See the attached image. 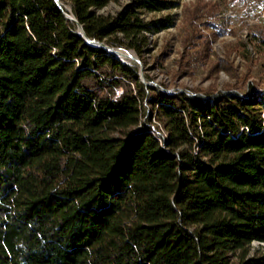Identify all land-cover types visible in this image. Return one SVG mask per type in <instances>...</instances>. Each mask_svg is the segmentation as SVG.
I'll return each instance as SVG.
<instances>
[{
    "label": "trees",
    "instance_id": "obj_1",
    "mask_svg": "<svg viewBox=\"0 0 264 264\" xmlns=\"http://www.w3.org/2000/svg\"><path fill=\"white\" fill-rule=\"evenodd\" d=\"M61 1L88 37L141 58L148 33L175 22L143 14L181 2L134 0L105 16L112 0ZM255 241L262 103L148 86L56 0H0V264H264Z\"/></svg>",
    "mask_w": 264,
    "mask_h": 264
},
{
    "label": "rangeland",
    "instance_id": "obj_2",
    "mask_svg": "<svg viewBox=\"0 0 264 264\" xmlns=\"http://www.w3.org/2000/svg\"><path fill=\"white\" fill-rule=\"evenodd\" d=\"M133 1L112 0L97 13L116 16ZM263 3L264 0H181L171 10L143 14L146 19L173 16L175 21L167 29L148 33L143 58L128 47L109 48L115 52L133 51L139 61L122 60L139 67L144 84L164 92L191 96L250 94L264 105V22L258 24L252 16ZM63 6L67 15L74 16L70 5ZM192 59L196 62L185 66ZM146 113L143 121L150 125L149 107ZM261 247L264 249V243H252L253 250Z\"/></svg>",
    "mask_w": 264,
    "mask_h": 264
},
{
    "label": "built area",
    "instance_id": "obj_3",
    "mask_svg": "<svg viewBox=\"0 0 264 264\" xmlns=\"http://www.w3.org/2000/svg\"><path fill=\"white\" fill-rule=\"evenodd\" d=\"M252 16L258 24L264 22V3L260 10L253 12ZM150 128L153 136L159 140L162 146H165L169 139V133L164 125L157 120L155 115L151 119Z\"/></svg>",
    "mask_w": 264,
    "mask_h": 264
},
{
    "label": "water",
    "instance_id": "obj_4",
    "mask_svg": "<svg viewBox=\"0 0 264 264\" xmlns=\"http://www.w3.org/2000/svg\"><path fill=\"white\" fill-rule=\"evenodd\" d=\"M56 2L58 3L59 7L63 10L64 12V15L66 16V18H68L69 20H74L77 25L79 26V30H78V33L85 39V41L91 45H95V46H98V47H101L103 49H105L106 51L110 52L111 54H114L115 56L119 57L118 54L113 51V50H110L109 49V45L104 42V41H99V40H96V39H92L90 37H88L83 29V26L78 22V20L76 19V17H74L73 19H70L67 14L65 13L62 5H61V0H56ZM136 61H139L138 59Z\"/></svg>",
    "mask_w": 264,
    "mask_h": 264
},
{
    "label": "bare ground",
    "instance_id": "obj_5",
    "mask_svg": "<svg viewBox=\"0 0 264 264\" xmlns=\"http://www.w3.org/2000/svg\"><path fill=\"white\" fill-rule=\"evenodd\" d=\"M61 5L62 7L64 8L63 6V2H61ZM70 19H73L75 16H71V15H67ZM73 22H75L74 20H72ZM76 23V22H75ZM77 24V23H76ZM77 28L79 30V26L77 25ZM110 49V48H109ZM111 50V49H110ZM118 54V56L125 60V61H136L137 60V57L135 55V53L131 50L129 51H125V52H116Z\"/></svg>",
    "mask_w": 264,
    "mask_h": 264
}]
</instances>
